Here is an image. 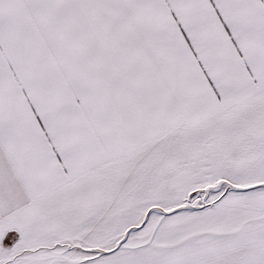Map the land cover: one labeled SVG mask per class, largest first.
Segmentation results:
<instances>
[{
	"label": "crops",
	"instance_id": "1",
	"mask_svg": "<svg viewBox=\"0 0 264 264\" xmlns=\"http://www.w3.org/2000/svg\"><path fill=\"white\" fill-rule=\"evenodd\" d=\"M263 109L264 0H0V264H85L166 135Z\"/></svg>",
	"mask_w": 264,
	"mask_h": 264
},
{
	"label": "rangeland",
	"instance_id": "2",
	"mask_svg": "<svg viewBox=\"0 0 264 264\" xmlns=\"http://www.w3.org/2000/svg\"><path fill=\"white\" fill-rule=\"evenodd\" d=\"M257 113L166 135L160 164L150 166L159 176L140 207L149 211L126 216L136 229L111 231L108 246H69L64 254H86L85 264H260L264 252L254 248L264 250V111ZM122 223L117 217L118 229Z\"/></svg>",
	"mask_w": 264,
	"mask_h": 264
}]
</instances>
